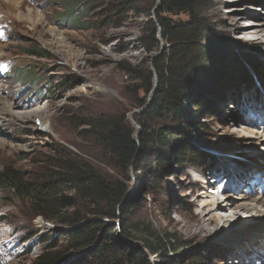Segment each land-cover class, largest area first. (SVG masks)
<instances>
[{
	"label": "rangeland",
	"instance_id": "374dc122",
	"mask_svg": "<svg viewBox=\"0 0 264 264\" xmlns=\"http://www.w3.org/2000/svg\"><path fill=\"white\" fill-rule=\"evenodd\" d=\"M122 2L0 0V98L17 113L38 112L25 122L10 115L0 120V170L13 166L35 177L65 152L92 156L94 143L84 134L91 121L122 123L137 144L142 124L167 128L158 152L128 170L129 208L106 220L121 245L117 262L126 264L130 247L143 251L139 232L147 227L177 240L165 256L147 255L149 264H226L227 243L264 242L254 236L264 224V206L252 202L264 200V82L243 65L245 54L264 65V40L240 35L254 20L244 19L239 33L232 22L242 13L263 15L264 0H204L193 8L207 29L206 50L215 58L209 72L196 71L198 88L182 102V116L161 121L147 115L160 87L159 66L168 57L173 64L179 58L170 53L172 38L162 37L158 22L163 18L174 27L190 16L167 12L161 0ZM19 14H29L30 21L19 20ZM32 48L45 51L47 59L23 54ZM21 71L25 76L17 80ZM202 82L210 84L213 98L203 97L210 89L203 93ZM186 145L197 152L196 160L181 158ZM215 191L231 207L219 214L216 228L207 226L210 236L197 239L194 217L203 214L201 202ZM236 205L256 210L245 213ZM1 218L0 264H32L48 247L69 246L68 226L33 217L26 202L0 189ZM259 251L254 258L264 262V248ZM78 259L79 252L70 251L62 264Z\"/></svg>",
	"mask_w": 264,
	"mask_h": 264
},
{
	"label": "trees",
	"instance_id": "16d2710c",
	"mask_svg": "<svg viewBox=\"0 0 264 264\" xmlns=\"http://www.w3.org/2000/svg\"><path fill=\"white\" fill-rule=\"evenodd\" d=\"M130 1L123 0L122 3ZM202 1L204 0H161L167 12L187 13L190 20L172 27L165 19H159L162 37L168 35L172 38L170 53L179 60L173 64L172 57H168L160 63V87L151 110L147 112L148 117H153L156 121H161L163 116H182V102L190 91L198 88L196 71L202 69L203 73L209 72L208 64L215 58L214 53L206 50L205 23L193 13V8ZM69 18L63 20L69 21ZM191 52L196 55L187 59ZM23 54L38 59L48 57L39 48L23 51ZM243 65L255 72L257 80L264 82V65L259 60L245 54ZM242 70V74L248 78L244 66ZM24 76V71H21L17 80ZM245 81L248 88H254L247 79ZM202 83L203 93L210 89L208 93L202 94L203 97L213 98L215 92L209 88L210 84ZM85 126L84 134L94 143L96 150L92 156L65 152L55 157V163L35 177H29L13 166H5L0 170V189L15 199L26 202L32 209L33 217L69 227L71 239L68 248L52 251L53 247H48L32 264H62L66 253L70 251L79 252L78 264H118L116 251L121 245L106 220H116L120 215L123 216L130 206L129 197L124 199L129 168L135 167L148 153H157V148L163 145V139L169 135L167 128L157 127L152 130L142 124L137 144L133 141L134 132L122 123L99 119L88 122ZM184 148L181 150V158L196 160L197 152L189 145ZM139 233L143 251L130 247L126 264H149L147 255L165 256L168 250H175L177 240L173 235L152 233L147 227ZM164 264L176 263L167 261Z\"/></svg>",
	"mask_w": 264,
	"mask_h": 264
},
{
	"label": "bare ground",
	"instance_id": "6f19581e",
	"mask_svg": "<svg viewBox=\"0 0 264 264\" xmlns=\"http://www.w3.org/2000/svg\"><path fill=\"white\" fill-rule=\"evenodd\" d=\"M11 3L16 2L17 0H8ZM262 11H264V5L262 6ZM239 18L232 20L234 23L233 26L236 27V33H239V25H241L242 21L244 19H250L254 20L249 26V30L246 32H240V35L246 40H257L258 42H262L264 40V14L263 15H252V14H247V13H242L238 15ZM250 17V18H249ZM19 20H28L30 21L29 14L26 15H20L18 17ZM231 22V20H230ZM250 22V21H247ZM264 42V41H263ZM36 111V110H35ZM38 112H31V113H17V111H14L13 106L10 105V103L5 99L2 100L0 98V120H5V117L7 115L12 116V119L14 120H20V121H28L37 114ZM38 115V114H37ZM35 117V116H34ZM44 120V118H42ZM41 120V119H40ZM44 123L47 125V122L44 121ZM220 194V191H215V195L208 196L209 197V202L202 201V209L203 214L197 215L194 217V223L198 231L194 234V237L197 239H200L202 237H207L211 235V231H209L207 226H215V228L218 225V221L220 219L219 214L220 213H225L231 206L229 204V201L226 200V197H224V200L219 201L217 199V195ZM222 193V192H221ZM205 195V194H204ZM243 198V197H242ZM255 204L258 205H263L264 206V200L260 198H256L252 200ZM230 206V207H229ZM235 208H238L245 213H249L251 210L255 211V207H248L246 205H236ZM218 236V235H217ZM255 238L257 239H263L264 238V224L262 225L261 228L256 230L254 233ZM233 237V236H232ZM210 238V237H209ZM238 238V237H237ZM236 238V239H237ZM225 240V239H224ZM263 240H260L258 242L255 241H248L246 243H239L236 241V243H227L230 244V246H226L224 251L226 258L229 255L230 261L226 264H262L264 263L262 260L255 259V252L259 250H263L264 248V242ZM254 244V248L251 247V244ZM231 244H233L231 246ZM245 246L247 248H245ZM260 252V251H259ZM257 254V253H256ZM264 254V252H263ZM250 257V258H249ZM225 258V259H226Z\"/></svg>",
	"mask_w": 264,
	"mask_h": 264
}]
</instances>
